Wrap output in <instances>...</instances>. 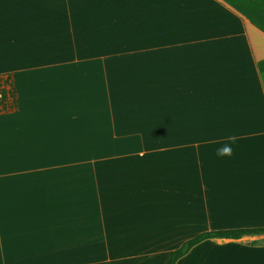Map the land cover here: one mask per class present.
Masks as SVG:
<instances>
[{
  "label": "crops",
  "instance_id": "crops-1",
  "mask_svg": "<svg viewBox=\"0 0 264 264\" xmlns=\"http://www.w3.org/2000/svg\"><path fill=\"white\" fill-rule=\"evenodd\" d=\"M257 227L264 0H0V264H163ZM205 241L176 264H264V234Z\"/></svg>",
  "mask_w": 264,
  "mask_h": 264
},
{
  "label": "trees",
  "instance_id": "trees-1",
  "mask_svg": "<svg viewBox=\"0 0 264 264\" xmlns=\"http://www.w3.org/2000/svg\"><path fill=\"white\" fill-rule=\"evenodd\" d=\"M264 234V227L257 228H237L203 231L185 240L180 247L173 250L163 264H176V262L186 255L190 249L200 242L210 238H239L243 235Z\"/></svg>",
  "mask_w": 264,
  "mask_h": 264
},
{
  "label": "clouds",
  "instance_id": "clouds-1",
  "mask_svg": "<svg viewBox=\"0 0 264 264\" xmlns=\"http://www.w3.org/2000/svg\"><path fill=\"white\" fill-rule=\"evenodd\" d=\"M229 140L234 143L235 137L234 136L229 137ZM231 154H232V149L230 145H225L221 149H217L216 151L217 156H225V155L230 156Z\"/></svg>",
  "mask_w": 264,
  "mask_h": 264
},
{
  "label": "rangeland",
  "instance_id": "rangeland-1",
  "mask_svg": "<svg viewBox=\"0 0 264 264\" xmlns=\"http://www.w3.org/2000/svg\"><path fill=\"white\" fill-rule=\"evenodd\" d=\"M195 247H210V242H208V241H205V242H202V243H199L197 246H195ZM202 250H199L198 252H197V254H196V256H197V259H200V258H202Z\"/></svg>",
  "mask_w": 264,
  "mask_h": 264
}]
</instances>
